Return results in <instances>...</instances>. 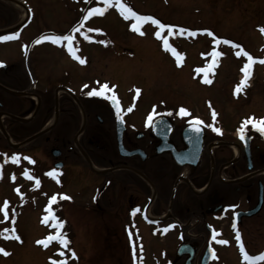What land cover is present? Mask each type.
Segmentation results:
<instances>
[{
    "label": "flooded vegetation",
    "instance_id": "flooded-vegetation-1",
    "mask_svg": "<svg viewBox=\"0 0 264 264\" xmlns=\"http://www.w3.org/2000/svg\"><path fill=\"white\" fill-rule=\"evenodd\" d=\"M0 6L8 21L2 36L19 34L13 40L19 56L0 61V157H19L10 162L15 172L7 180L20 198L22 185L27 191H49L44 203L49 206L55 195L51 207L61 208L79 193L83 209L109 213V233L117 244L113 252L124 240L132 252L135 248L130 264H146L149 258L154 264H201L209 248L215 258L207 264H219L221 249H233L238 261L249 264L241 245L249 256L264 253V135L251 124L244 140L238 133L245 119H264V105L219 113L208 105L191 110L162 101L139 116L132 86L88 76L99 58L86 55L81 41L72 43L83 64L68 52L67 41L37 43L43 35L38 30L21 39L31 16L21 25L16 8L5 0ZM105 83L108 95L118 99L122 125L110 99L87 95ZM181 107L190 115L179 116ZM154 111L172 113L164 116L170 130L148 125ZM194 118L204 122L198 134L191 130ZM53 170L55 178L47 174ZM3 171L0 163V181L6 179Z\"/></svg>",
    "mask_w": 264,
    "mask_h": 264
},
{
    "label": "rangeland",
    "instance_id": "rangeland-1",
    "mask_svg": "<svg viewBox=\"0 0 264 264\" xmlns=\"http://www.w3.org/2000/svg\"><path fill=\"white\" fill-rule=\"evenodd\" d=\"M23 2L30 9L31 19L24 27L21 39L26 33L38 30L39 34L49 35L55 31L81 41L86 45V55L99 58L88 68V76L97 80L113 79L123 88L128 84L132 86L139 116L152 108L151 105L162 101L167 105H184L191 110L208 105L219 113H225L228 108L239 110L243 105H264V63L259 62L264 60V31H261L264 29V0H122L137 14L152 16L165 25L174 26L169 32L167 28L162 30L149 21L141 26L143 35L131 29L135 21L125 19L114 5L102 15H92L83 20L87 10L105 7L102 0ZM3 13L0 6V30L8 25L1 15ZM77 25L79 29L73 31ZM179 28L188 31L180 33ZM208 31L213 35H208ZM156 32H160L159 38ZM189 32L195 35H189ZM13 40L9 43L0 41V61L19 56V44ZM101 40L105 43H100ZM165 40L181 55L179 65L172 52L165 49ZM217 40L221 43L218 44ZM223 40L232 43L224 44ZM241 49L256 62L252 65L246 86L237 93L236 87L244 79L242 68L248 62L247 56L237 55ZM213 51L222 55L215 58V67L208 73L211 83H205L204 73L196 70L212 62ZM10 162L9 159L0 161L6 175V179L4 176L0 181V209L7 202L8 213L5 218L4 211L0 210V233L4 229L10 230L0 235V248L8 253L0 252V264H52L53 261H66V264L131 263L133 252L125 240L119 242L115 253L112 251L117 244L109 233V213L104 216L93 213L92 206L83 209L79 193L70 197L71 203L52 208L54 215L64 223L61 231L66 234L68 246L63 247L55 240L48 242L47 247L37 243L57 231L51 220L43 222L44 216L48 215L45 211L48 206L43 202L50 192L27 191L22 185L23 198L18 197L7 180L8 174L15 172ZM12 229L19 240L4 238L12 235ZM232 250H219L222 257L219 264H239ZM60 252L64 255L61 256ZM154 256L158 261L159 257ZM145 263L154 264L150 258Z\"/></svg>",
    "mask_w": 264,
    "mask_h": 264
},
{
    "label": "snow or ice",
    "instance_id": "snow-or-ice-1",
    "mask_svg": "<svg viewBox=\"0 0 264 264\" xmlns=\"http://www.w3.org/2000/svg\"><path fill=\"white\" fill-rule=\"evenodd\" d=\"M102 3L105 5L104 8H100V7L91 8V9L87 10V15H85L82 19L83 20H87L92 15H97V14H101L102 15L103 12H105L109 6H113L114 5L115 7H117L119 12L121 13L122 16H124L125 19L131 18V19H133L135 21V23H133L131 25V29L133 31L141 34V35L144 34L143 32H141V26L144 23L149 22V21L152 24L157 25L162 30L167 28L169 32L173 31V27L174 26L165 25V24L161 23L158 19H155L152 16L139 15L135 11H133L130 7H128L124 2H122V0H102ZM79 27L80 26L77 25L76 27L73 28V31H77L79 29ZM89 31H93V30L89 29ZM95 31L99 32L100 30L96 29ZM187 31H188L187 29L179 28V32L180 33H184V32H187ZM205 31H207V30H205ZM261 31H264V29H261ZM18 35H19L18 33H14L12 35L0 36V41L13 40V39L18 38ZM189 35H195V33L194 32H189ZM208 35L211 36V35H213V33L208 31ZM156 36L159 38L160 37V32H156ZM85 38L88 39V37H85ZM41 41H50V42H52L54 44H60L62 41H67V50H68V52L73 56V58L79 60V62L81 64L85 63L84 59H82V58H80L79 56L76 55L77 49L73 47V43H72L73 42V37L71 35H55V34L42 35L37 40V43H39ZM99 42L100 43H105V41H103V40H101ZM216 42L218 44L221 43L220 40H217ZM222 42L224 44H231L232 43L229 40H223ZM234 46L235 47H239V45H234ZM164 47H165L166 50H169V51L172 52V54L176 58L177 64L179 65L181 60H182L181 55L179 53H177L175 51V49L171 48V46L168 44L167 40L164 41ZM241 54H243L244 56H247L248 62L246 64H244V66L242 68V71L244 73V79L241 80L239 85H237V87H236V92L237 93L240 92L241 89L246 86V82H247V80H248V78L250 76V73H251L252 65L256 62L253 59V57L248 55V53L243 52L242 49H241V52L237 53V55H241ZM211 55L214 58L212 60V62L209 63L205 68L196 70L197 72H203L204 73L203 82H205V83H211V80H209L207 78L208 73L211 72L213 70V68L215 67V64H216L215 58L219 57L220 55H222V53L218 52V51H213L211 53ZM259 62L260 63H264V60H261ZM84 87H87V85H85ZM109 91H110L109 90V86H108L107 83H105V84L101 85L99 89L93 88L90 91H88L87 95L88 96H94L95 95V96H98V97H103L105 99H110L112 104H113V106H114V108H115L116 118L122 125L123 124L122 109L120 107V104L118 102V99H117L116 95L113 93V94H111L109 96L108 95ZM136 91L139 92L140 90L137 89ZM131 110H132L131 108L128 109V111H131ZM166 115H172V113L171 112L155 113V111H154L152 114L148 115L147 123H148V125L152 126L153 128L159 127V129L161 131L170 130V125L164 119V116H166ZM178 115L181 116V117H184V116L190 115V113L188 112L187 109L181 107L179 109V111H178ZM154 117H158L159 119L158 120L154 119ZM212 117H213V120H215V117H216L215 111L212 112ZM203 124H204L203 121L199 120L198 118H194L193 120L190 121L191 130L198 134L201 131L200 125H203ZM249 124H251V126H252V128L254 130H256V131L260 132L262 135H264V119L256 120L254 118H248V119H245L242 122L240 128L238 129V133L240 135L241 140L245 139L246 128H247V126ZM208 126L212 127V125H208ZM213 131H215L217 133H220L221 129L213 127ZM10 159H11V161L13 163H18L19 157H18L17 154H13V156ZM25 159L30 160L31 158L25 157ZM47 174L49 176H52L53 178H55L58 175V172L53 170V171H51V172H49ZM24 175L27 176L29 179L33 178V177L28 175L27 171H25ZM36 183H37V185L39 184V180L38 179L36 180ZM62 198L63 199H68L69 197L63 196ZM55 201H56V196L53 195L51 197L50 201H49V206L45 209V211L48 213V215L44 216L43 222L44 223H48V221L51 220L52 221V227H54L57 230L56 234L55 235H49L46 240L37 241V243L43 244L45 247H47L48 242L55 240V241H58L63 247H67L68 244H69V241L66 238V234L61 231V229L64 227V223L62 221H60L59 218L54 215L52 207H51L52 203L55 202ZM0 210L4 211V216H5V218H7V216H8V213H7V202H5L4 208L0 209ZM136 211H139V209H137ZM135 214H136V212L134 211L133 215H135ZM9 231H10L9 229H4L3 233H0V235H3L4 233H7ZM165 231H167V229H165ZM11 232H12L11 236H4V238L5 239H17V240L20 239L19 236L15 235V230L14 229H12ZM129 235H130V239H131V233ZM217 235L218 234L215 231H213V239H215ZM236 239H237V241L240 240L239 233H237ZM217 243L226 244L227 241L218 240ZM0 252H3L4 255H8V253L6 251H4V249H2V248H0ZM209 252H210L211 256L213 258H215L214 250L209 248ZM141 253H142V248H141ZM241 253L244 256L245 261H248L249 264H254V262L257 261V260H264V253H262L258 257L249 256L244 251L243 245H241ZM59 254L61 256L64 255L63 252H60ZM72 256L75 258V253L74 252L72 253ZM133 257L135 259V248L133 249ZM52 264H66V261L65 262L53 261Z\"/></svg>",
    "mask_w": 264,
    "mask_h": 264
},
{
    "label": "bare ground",
    "instance_id": "bare-ground-1",
    "mask_svg": "<svg viewBox=\"0 0 264 264\" xmlns=\"http://www.w3.org/2000/svg\"><path fill=\"white\" fill-rule=\"evenodd\" d=\"M9 1L12 3V6L21 13L20 18L24 22L28 17L25 8L16 0H9Z\"/></svg>",
    "mask_w": 264,
    "mask_h": 264
},
{
    "label": "water",
    "instance_id": "water-1",
    "mask_svg": "<svg viewBox=\"0 0 264 264\" xmlns=\"http://www.w3.org/2000/svg\"><path fill=\"white\" fill-rule=\"evenodd\" d=\"M0 129H2L1 126H0ZM119 149L123 150V148L120 146V143H119ZM134 152H139V151H134ZM177 160L179 161V163L180 162H183V160L180 157H178ZM180 255H181V250L179 248L176 251L175 257L178 258ZM188 259L191 261L192 260V257L190 256ZM210 260H211V254H209L208 257H207V259H204L201 264H207Z\"/></svg>",
    "mask_w": 264,
    "mask_h": 264
}]
</instances>
